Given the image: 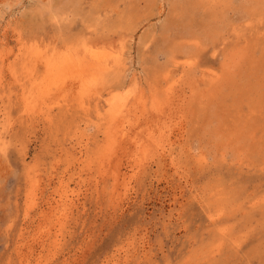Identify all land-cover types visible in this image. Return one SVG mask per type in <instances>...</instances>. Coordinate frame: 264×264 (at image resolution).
<instances>
[{"label": "rangeland", "instance_id": "obj_1", "mask_svg": "<svg viewBox=\"0 0 264 264\" xmlns=\"http://www.w3.org/2000/svg\"><path fill=\"white\" fill-rule=\"evenodd\" d=\"M0 264H264V0H0Z\"/></svg>", "mask_w": 264, "mask_h": 264}, {"label": "bare ground", "instance_id": "obj_2", "mask_svg": "<svg viewBox=\"0 0 264 264\" xmlns=\"http://www.w3.org/2000/svg\"><path fill=\"white\" fill-rule=\"evenodd\" d=\"M189 65V64H188ZM218 80V79H217ZM97 87V86H96ZM115 120V119H114Z\"/></svg>", "mask_w": 264, "mask_h": 264}]
</instances>
